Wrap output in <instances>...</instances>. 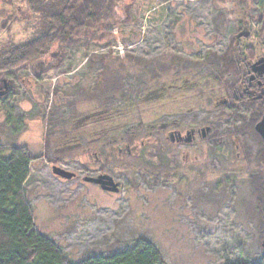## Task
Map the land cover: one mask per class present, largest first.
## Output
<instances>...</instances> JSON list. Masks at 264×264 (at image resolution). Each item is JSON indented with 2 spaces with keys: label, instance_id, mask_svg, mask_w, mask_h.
Segmentation results:
<instances>
[{
  "label": "rangeland",
  "instance_id": "374dc122",
  "mask_svg": "<svg viewBox=\"0 0 264 264\" xmlns=\"http://www.w3.org/2000/svg\"><path fill=\"white\" fill-rule=\"evenodd\" d=\"M23 5L13 26L0 29V41L36 31ZM2 8L0 0V22ZM262 18L264 0H122L108 26L64 49L59 67L0 78V90L6 84L8 91L0 96V155L15 145L32 154L25 196L37 230L66 258L108 255L140 238L151 240L167 264L259 258L249 173H264V166L250 165L237 137L227 134L235 104L222 103L229 91L205 59L223 54L236 33L244 58L248 49L254 60L264 56ZM251 110L240 104L245 115ZM199 123L213 126L211 141L184 145L168 136ZM67 132L76 135L75 152L49 160L61 153ZM53 165L76 177L61 178ZM98 173L110 175L118 190L84 180Z\"/></svg>",
  "mask_w": 264,
  "mask_h": 264
},
{
  "label": "trees",
  "instance_id": "16d2710c",
  "mask_svg": "<svg viewBox=\"0 0 264 264\" xmlns=\"http://www.w3.org/2000/svg\"><path fill=\"white\" fill-rule=\"evenodd\" d=\"M2 1L1 12L5 18L0 22V29H10L13 26L19 18V6H24L25 3L36 23V31L26 40L0 41V78L17 75L30 67H37L42 73L59 67L65 57L64 49L78 43L88 32L96 33L108 26L115 18L122 0ZM7 5L12 8L10 13ZM261 25L263 34L264 18L261 19ZM262 34L260 36L264 41ZM241 37V34L236 33L223 54L212 52L204 64L217 69L216 78L225 82L235 104L232 106V124L227 134L237 137L243 148L244 159L250 165L264 166V138L256 130V124L264 113V93L258 92L259 86L256 83L255 98L249 97L247 93L243 97L241 85L245 83L243 73L247 70L246 64L243 63L254 60L256 54L252 49H248L249 57L244 58L239 49ZM230 75L232 79L227 77ZM12 81L14 80H7L9 90L14 89ZM7 94L8 91L0 96ZM240 104L252 108L249 116L240 111ZM56 111L50 112L51 117ZM64 136L66 141L60 147L61 153L50 155L49 160L59 161L61 155L75 152L76 135L71 134V138L67 132ZM104 136L106 133L101 132L99 138ZM107 143L104 142L99 147L100 150H103ZM12 148L10 155H0V264H167L157 246L148 238H140L132 247L114 250L108 255H88L79 261L66 258L51 239L37 230L33 210L25 196V183L30 176L33 156L27 147L15 145ZM4 151L0 148V153ZM249 181L260 219L258 237L259 241H262L264 173H249ZM226 264H264V251L261 250L258 259H239Z\"/></svg>",
  "mask_w": 264,
  "mask_h": 264
},
{
  "label": "flooded vegetation",
  "instance_id": "af4514ba",
  "mask_svg": "<svg viewBox=\"0 0 264 264\" xmlns=\"http://www.w3.org/2000/svg\"><path fill=\"white\" fill-rule=\"evenodd\" d=\"M243 64L244 65L246 64V68H247L246 72L243 73V77H244L243 81H245V83H242L241 85L243 89V97H245V93H247L249 97L255 98L257 93L255 89L256 83L259 86L258 92L264 93V79H262V77L264 76V57L258 58L257 60L246 61ZM180 81H181V85H180L181 87H184L188 82L186 78ZM232 100H233L232 95L229 94L228 92L227 97H225L221 101L224 104H229ZM232 102L234 103V101ZM171 124H175V121H173ZM163 126H165V124ZM213 130L214 128L212 125L208 123L206 124L199 123V124L189 125V127L186 128L185 130L180 128L173 129L172 131L168 132V136L173 142L177 144L194 145L198 141H200V143L211 141L213 139L212 134L215 132V130L214 131ZM100 175L102 174L98 173L95 176H100ZM74 177H76V173ZM86 177L87 176L84 177V180H86ZM96 184L103 187L102 184L99 183Z\"/></svg>",
  "mask_w": 264,
  "mask_h": 264
},
{
  "label": "water",
  "instance_id": "95a60500",
  "mask_svg": "<svg viewBox=\"0 0 264 264\" xmlns=\"http://www.w3.org/2000/svg\"><path fill=\"white\" fill-rule=\"evenodd\" d=\"M7 91V85L5 84L4 90H0V94H4ZM256 130L264 138V113L260 121L256 124ZM52 170L54 174L61 178L72 179L75 176V172H72L62 166L53 165ZM86 180L102 184L104 189L107 190H118L117 183L114 182L113 178L108 174H102L100 176H87ZM262 247L264 249V238L262 240Z\"/></svg>",
  "mask_w": 264,
  "mask_h": 264
}]
</instances>
